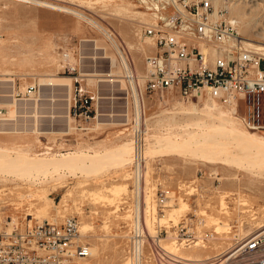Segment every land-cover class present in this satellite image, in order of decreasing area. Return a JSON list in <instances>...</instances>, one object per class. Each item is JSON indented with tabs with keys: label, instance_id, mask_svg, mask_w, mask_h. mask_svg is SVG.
Instances as JSON below:
<instances>
[{
	"label": "rangeland",
	"instance_id": "rangeland-1",
	"mask_svg": "<svg viewBox=\"0 0 264 264\" xmlns=\"http://www.w3.org/2000/svg\"><path fill=\"white\" fill-rule=\"evenodd\" d=\"M38 1L69 8L91 20L36 3L0 0V167L7 156L49 159L60 158L61 154L102 155L125 148L128 155L124 161L93 169H57L37 176L27 174L22 167L6 170L12 174L0 169V230L10 232L13 226L29 229L74 216L79 234L82 230L85 234L80 239L91 251L89 258L77 259L75 264H129L125 259L128 231L135 210H141L142 199L146 205L143 223L150 238L178 258L194 259L196 252L204 262L223 258L235 239H241V230L254 231L257 224H264V165L249 169L244 163L230 161V144L225 147L229 158L222 163L207 162L196 145L164 155L167 148L178 146L177 141L212 144L204 139L221 125L233 134L228 123L238 130L256 131L224 116L217 105L206 110L168 92L150 96L143 92L142 82L145 163L143 170H138L139 178L143 174L142 193L138 195L137 188L132 190L129 87L114 45L92 23L114 38L131 70L141 76L154 44L144 33L150 18L137 0ZM211 3L215 11L223 10L226 20L237 23L242 39L264 44V0ZM246 47L257 53L254 47ZM64 54L70 61L74 56L81 57L87 87L98 89L101 97L98 121H90L83 128H77L68 115L73 82L63 73ZM259 67L264 70V60ZM31 85L35 93L28 96L26 88ZM260 104L264 106V98ZM199 112L214 119L197 115ZM158 190L171 195L161 210L156 206ZM189 216L203 219L213 238L196 246L178 242L177 226ZM230 226L228 233L225 228ZM147 254L145 247V264H154L147 260ZM177 262L166 259L161 264Z\"/></svg>",
	"mask_w": 264,
	"mask_h": 264
},
{
	"label": "built area",
	"instance_id": "built-area-1",
	"mask_svg": "<svg viewBox=\"0 0 264 264\" xmlns=\"http://www.w3.org/2000/svg\"><path fill=\"white\" fill-rule=\"evenodd\" d=\"M137 1L154 19L144 30L153 40L154 52L145 58L143 92L150 96L168 92L186 102L202 105L213 102L237 115L244 128L264 132V106L260 104L264 98V70L259 67L264 59L236 46L233 25L218 16L211 0ZM219 13L224 16L223 10ZM63 57V73L70 75L73 82L68 115L77 128H83L97 118L101 98L98 89L87 87L81 72V57L74 56L73 61L68 54ZM135 75L134 71L124 73L132 112V190L142 180V172L138 178L137 170L144 167L146 138L145 125H137L136 121L131 88V82H137ZM34 93V85L26 88L28 96ZM156 197V206L161 210L171 195L158 190ZM145 207L142 199L141 210L139 207L132 216L125 253L129 264H145V247L147 260L154 264L164 260L162 250L151 242L145 229ZM177 227L176 240L185 246L202 245L213 238L203 219L195 216L182 219ZM78 229L77 218L68 216L60 223L45 221L29 229L13 226L10 232L0 230V264H75L77 259L89 258V245L79 238ZM157 236L160 238L159 233ZM222 261L223 264H264V225L242 240L235 239Z\"/></svg>",
	"mask_w": 264,
	"mask_h": 264
},
{
	"label": "bare ground",
	"instance_id": "bare-ground-1",
	"mask_svg": "<svg viewBox=\"0 0 264 264\" xmlns=\"http://www.w3.org/2000/svg\"><path fill=\"white\" fill-rule=\"evenodd\" d=\"M15 1L23 2V3H36L38 5H42V6L51 8V9L75 14L78 17H81L82 19H85V20H91V18L89 19L86 15H84L82 13L73 11L69 8L60 7L57 5L46 3L43 1H38V0H15ZM215 12L218 13V16L223 18L222 14L219 13V11H215ZM147 14L150 18L149 25H152L154 23V19L150 13H147ZM227 21H229L230 24L233 25V27L235 29L234 42H236V46L240 45L246 51H249L250 53L256 54L260 58L264 59V44L257 45V44H254L252 40L242 39L239 36L237 29H236L237 23L235 21H230V19H228ZM92 22H93V20H92ZM92 24L95 27L98 26L103 31V33L106 34L107 38L111 41V43L114 45V46L113 45L112 46L116 49V51L118 53V57H119L120 62L123 66L124 73L125 74L131 73L132 70L129 66L127 58L123 54V52L120 50V48H118V46L116 45L114 38L105 29H103L99 24H94V23H92ZM247 45L254 47V49L257 51V53L259 55L256 52H253L252 50L247 48L246 47ZM135 76L137 78V82L136 83L131 82V88L133 91L134 102L136 105L137 125H139V124L141 125L145 120L143 118V110L141 108V102H140L139 97H138V94H139L138 93V87L140 85V82L143 83L144 75L142 74L141 76H138V75H135ZM99 80H102V79H99ZM188 104L195 105L199 109L204 108L206 110H209V107L215 108L214 107L215 105L219 106L218 104L213 103V102H209V101H206L202 106H199L198 104L191 102V101H188ZM219 107H221V109H222V110H220L221 114H224V116L230 117L237 124L241 125L244 128V126L241 123V120L239 119V117L237 115L226 110L222 106H219ZM193 112L196 113V110L193 109ZM197 115H205L211 119H214V116H212L208 113H205V114H201V113L198 114L197 113ZM96 120L98 121V116H97ZM219 120L221 121L222 119H219ZM228 124L230 125V126L229 125L228 126L230 127L229 129L231 131H233L232 132L233 134H229L228 130H227L228 128L225 129L224 125L220 124L221 126L219 127V129L215 130V132H213L212 134H209L207 136V138L204 139V140L210 139L211 141H213L212 144L207 145L206 142H203V141L198 144L197 140H192V139L177 141L178 146H176V147L171 146V147L167 148V151L164 155H171L175 152L186 150L187 148L190 149V147H193L196 145L197 146L196 151L199 152V155H201V157L205 158L207 162L222 163V162L228 160V158H229V157H227V152L225 150V147L230 144V159H229L230 161H234L236 163H241V164L244 163L246 166H248V168L254 167V166L257 167V166L264 165V134L260 135L257 131L251 132V131L238 130V129H236L237 127H235L234 124H232V123H228ZM253 131H255V130H253ZM199 136L204 137L203 134H199ZM219 137L225 139L226 142L217 141L216 138H219ZM131 144H132V141H131ZM129 147H130V145H129ZM131 147L132 148H130V156H129V160H128L129 163L131 162V159H132L131 154L133 153V145H131ZM144 152H143V155L145 158ZM127 155H128V151L125 148L122 150L121 149L109 150V151H106L102 155L96 154V155H91V156H81V155H72V154H61L60 158H49V159L36 158V159H29L28 160V159H24V158L21 159L19 156H16L14 158H10L7 156L6 158L5 157L2 158L4 160L2 162H4V163H3L2 167H0V169H1V172L3 170L4 171L3 173H5V171L6 170L8 171V169L13 170V169L22 167V169L20 168L22 171L26 172L29 175L37 176L39 173H42L45 171H55L57 169H78V170L93 169V168L99 167L100 165H102L104 163L106 164L108 162H113V161H118V160L124 161L126 159ZM3 168H6V169H3ZM20 169H19V171H20ZM7 173H9V172H7ZM9 174H12V173H9ZM137 174H138L137 177L139 178L138 170H137ZM140 186L141 185L137 186V189H136V192L138 195H139V192H141ZM175 210H177V209H175ZM263 225L264 224H257V226L255 225L256 228L254 229V231L261 228ZM218 228H222V227L220 226ZM218 228L215 229L214 231H217ZM82 229H83V226H82ZM225 229H227L228 231H226V232L229 233V230L231 231L232 228L230 226V227L225 228ZM254 231H245L244 232L241 230V239L240 240L244 239L245 237H247L249 234H251ZM80 236H85L83 230L80 232L79 238H80ZM152 243L155 244L160 250H163V251H161L162 252V254H161L162 258L164 259L162 263H164V261H166V259L168 261H172V262L178 261L177 262L178 264H223V262H224V261H222L221 257L214 259L216 261L212 260L210 262H204L205 260L201 257V254H199L197 252L194 254V257H195L194 259H191V258H185L184 259V258L179 257L181 259V261H179L180 259L178 257L174 256L172 253H170L168 251H167V253L164 252V248L160 247L157 243H155V241L152 240ZM196 245H198V244H195L194 246H196ZM170 254H172V255H170ZM90 255H91V253H90ZM168 256L173 257V259L168 257ZM201 261H203V262H201Z\"/></svg>",
	"mask_w": 264,
	"mask_h": 264
},
{
	"label": "crops",
	"instance_id": "crops-1",
	"mask_svg": "<svg viewBox=\"0 0 264 264\" xmlns=\"http://www.w3.org/2000/svg\"><path fill=\"white\" fill-rule=\"evenodd\" d=\"M57 84H52V86H56ZM60 85V84H59ZM53 91H54V96L57 94V90H56V88L54 89V87H53ZM50 98H51V100H52V98H54L53 96H52V94L50 95ZM101 114L100 113H98V117L100 116Z\"/></svg>",
	"mask_w": 264,
	"mask_h": 264
}]
</instances>
